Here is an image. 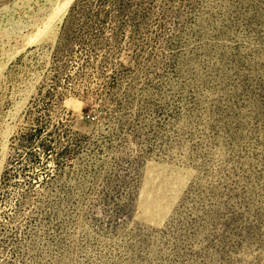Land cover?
<instances>
[{"label": "rangeland", "instance_id": "374dc122", "mask_svg": "<svg viewBox=\"0 0 264 264\" xmlns=\"http://www.w3.org/2000/svg\"><path fill=\"white\" fill-rule=\"evenodd\" d=\"M0 264H264V0H0Z\"/></svg>", "mask_w": 264, "mask_h": 264}, {"label": "bare ground", "instance_id": "6f19581e", "mask_svg": "<svg viewBox=\"0 0 264 264\" xmlns=\"http://www.w3.org/2000/svg\"><path fill=\"white\" fill-rule=\"evenodd\" d=\"M60 14V13H59ZM55 20V19H54Z\"/></svg>", "mask_w": 264, "mask_h": 264}]
</instances>
